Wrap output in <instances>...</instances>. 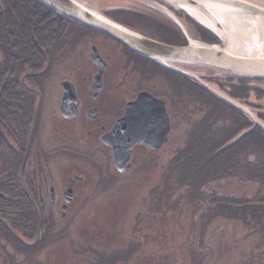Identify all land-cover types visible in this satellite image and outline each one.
<instances>
[{
  "label": "flooded vegetation",
  "instance_id": "af4514ba",
  "mask_svg": "<svg viewBox=\"0 0 264 264\" xmlns=\"http://www.w3.org/2000/svg\"><path fill=\"white\" fill-rule=\"evenodd\" d=\"M127 1L130 8L105 13L152 38L187 43L160 7ZM167 6L201 35L187 12ZM176 65L227 93L235 83L231 74L218 80ZM47 68L14 81L16 105L0 104V264H264V225L248 216L264 209V128L242 111L261 129L254 142L226 145L238 113L195 77L162 70L96 28ZM241 77L246 92L264 97L256 84L264 78ZM143 91L164 101L166 117L155 118L156 103L126 117ZM242 97L264 121V105ZM137 126L148 141L131 144ZM65 241L59 261L50 248Z\"/></svg>",
  "mask_w": 264,
  "mask_h": 264
},
{
  "label": "water",
  "instance_id": "95a60500",
  "mask_svg": "<svg viewBox=\"0 0 264 264\" xmlns=\"http://www.w3.org/2000/svg\"><path fill=\"white\" fill-rule=\"evenodd\" d=\"M43 1L60 12L111 35L125 44L129 49L142 56L153 59L168 69L195 77L220 98L247 113L253 120L254 125H259L264 128V121L256 115L252 106L241 102L223 90L211 85L198 74L182 69L176 65V63H181L210 66L242 76L264 78V52L259 55L248 56L238 52L236 53L231 49L230 39L232 37L231 33L235 31V24L231 23V19L228 15L222 17L219 15L220 13H218L219 11L226 12L227 14L229 12V14H231V12L244 13L257 18L264 35V0H145L151 5L160 7L165 13H168L182 28L187 37V43L182 45L171 44L150 38L110 17L103 10L93 5L90 0ZM167 5L184 10L203 26L205 24L198 20L197 16L204 19L206 23L211 25H205V27L214 30V33L220 38V42L212 43L191 37L185 26ZM151 103L160 105V107L158 106L155 110L157 111L155 116L156 119L160 116H167L164 101L153 97L148 91H143L139 93L138 99L128 104V114L126 117L135 120L137 117L134 112L149 111V108L139 111L137 105H151ZM146 117L148 118V115ZM142 128V126H137L136 129L129 131L130 134H133L131 136L133 138L131 144L136 141H148L146 138H143V135L147 137L149 134L148 132L143 133L144 130H142ZM168 129L167 126V130ZM252 129L253 127H249L241 130L236 136L229 140L226 145L235 143ZM114 133L116 134V131ZM118 159L119 157L117 156V162Z\"/></svg>",
  "mask_w": 264,
  "mask_h": 264
},
{
  "label": "trees",
  "instance_id": "16d2710c",
  "mask_svg": "<svg viewBox=\"0 0 264 264\" xmlns=\"http://www.w3.org/2000/svg\"><path fill=\"white\" fill-rule=\"evenodd\" d=\"M198 28L204 38H207L205 35L209 30L202 26ZM93 29L94 27L63 14L43 0H0V104L16 105L18 102L14 97L15 93L9 91L15 86L14 81L46 76L50 72L47 64L56 61L71 41L81 37L86 30ZM212 36L215 37L214 34ZM154 63L158 68L167 70L157 62ZM202 88L231 108V111L238 113L235 116V130L231 137L244 128L252 126V120L241 110L207 88L203 86ZM248 88L249 86L231 83L229 94L238 100H243L242 96H249L246 92ZM10 113H15V110H10ZM260 129L258 126L252 129L234 145L254 142L255 131ZM250 213L248 216L262 220L264 225L263 208L253 207Z\"/></svg>",
  "mask_w": 264,
  "mask_h": 264
},
{
  "label": "bare ground",
  "instance_id": "6f19581e",
  "mask_svg": "<svg viewBox=\"0 0 264 264\" xmlns=\"http://www.w3.org/2000/svg\"><path fill=\"white\" fill-rule=\"evenodd\" d=\"M96 1H98V0H96ZM96 1L91 0V3L92 4L96 3ZM218 13H220L219 15L222 17H224L225 15H228V17L231 19V23L235 24L234 26H235V30L237 33H234V34L231 33V36H232V38H233V36L236 37L237 40L231 41L232 42V43H230L231 49H233L236 53L238 52L242 55H248V56L259 55V54L264 52V35L262 32V27H261L260 23L258 22L257 18H254V17L247 15V14H244V13L231 12V14H229L230 13L229 12L227 14L226 12L224 13L223 11H219ZM197 18H198V20L202 21L205 25L211 26L210 24L206 23V21L204 19H201L198 16H197ZM205 25H204V27H205ZM208 29H209V27H208ZM240 30H243L242 32H244V33L240 34ZM138 32H140V31H138ZM213 32H214V30L207 31L206 32L207 34L205 36L206 37L212 36ZM142 34H144V33H142ZM146 36H148V35H146ZM148 37H150V36H148ZM150 38H152V37H150ZM153 39H155V38H153ZM157 40H159V39H157ZM159 41H162V40H159ZM242 41H244V42H242ZM216 42L219 43L220 41H216ZM135 53H137V52H135ZM176 64H178V63H176ZM208 67H210V66H208ZM164 68H166V67H164ZM248 77H252V76H248ZM252 78H261V77H252Z\"/></svg>",
  "mask_w": 264,
  "mask_h": 264
},
{
  "label": "rangeland",
  "instance_id": "374dc122",
  "mask_svg": "<svg viewBox=\"0 0 264 264\" xmlns=\"http://www.w3.org/2000/svg\"><path fill=\"white\" fill-rule=\"evenodd\" d=\"M94 1H96V0H94ZM132 2H134V4H135L134 7H137L138 9H140L141 7H144V8H142L144 10H153V9H151V5L150 4H147V6H144V5H142V3L139 2V0H135V1H132ZM93 4L97 8L103 10L104 12L112 11V10H116V9H120V8H124V7L125 8H130L132 6V5L131 6L128 5V1L127 0H98V1H96V3H93ZM126 6H130V7H126ZM145 8H147V9H145ZM161 13H163V11H161ZM235 31H233L232 34L237 33ZM242 31L243 30H240V34H243L244 33ZM189 33L192 34V35H195V36H199L197 38L206 39L208 41H211L212 43L217 40L214 36H208L207 38H204V36L202 35V33H201V35H202L201 36L198 33V31L194 30V28H192V29L189 28ZM236 40H237V38L233 36V38L231 37V39H230V43H232L231 41H236ZM242 42H244V41H242ZM190 65L191 66H188L189 69L194 70V71L200 70L204 74H207L208 76L210 75V74H208V72H210V71L213 72L212 73L213 74V78H217L218 80H221V79L224 80V78L221 77L220 73H224L226 75H228V74L230 75L231 74V77L234 78V82L236 84H239L240 83V80L241 79H244V77H241L238 74L230 73V72H227V71H220L219 69H216V68H211V67L208 68V66L205 67L203 65H195V64H190ZM54 72H55V74H54L55 76H53L52 79L58 78L59 77V74H61V70H56ZM215 74H217V75H215ZM246 78H249V80L252 79V77H246ZM214 81H215V83L218 82L217 80H214ZM256 84H257V86H263L264 85V81L262 83L261 82H257ZM248 99L251 100V101H253L255 104L261 103V104L264 105V97L263 96L257 97L256 93H254V92H251L249 94ZM66 244H67V241H65L64 243L59 244L58 246H55L53 248H50V252L53 253L56 257H59V259H58L59 261H62L63 258H64V257H61L60 254H66L67 253ZM260 255L261 256L262 255L264 256V254H262V253H260ZM37 257H39V256H37ZM259 263L263 264V262H259Z\"/></svg>",
  "mask_w": 264,
  "mask_h": 264
}]
</instances>
